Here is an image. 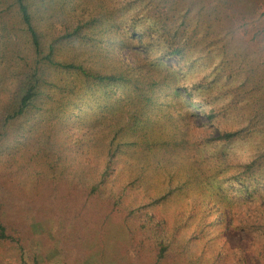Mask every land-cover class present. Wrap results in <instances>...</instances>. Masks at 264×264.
<instances>
[{"label": "trees", "instance_id": "trees-1", "mask_svg": "<svg viewBox=\"0 0 264 264\" xmlns=\"http://www.w3.org/2000/svg\"><path fill=\"white\" fill-rule=\"evenodd\" d=\"M206 1L0 0V244L20 264H89L95 227L113 264H264V81L242 51L215 63L233 3Z\"/></svg>", "mask_w": 264, "mask_h": 264}, {"label": "rangeland", "instance_id": "rangeland-1", "mask_svg": "<svg viewBox=\"0 0 264 264\" xmlns=\"http://www.w3.org/2000/svg\"><path fill=\"white\" fill-rule=\"evenodd\" d=\"M224 1L225 0H207L206 3H208L207 7H211L217 2L222 3ZM230 1L233 3L232 5L229 4V6H227L231 9L230 12H228L230 13V17L225 18V16H221V18L222 17L223 18L220 22H214L215 23L214 27L218 25L220 27L221 32H223L221 33L220 42L225 44L228 43L225 49H223V46L220 47L219 53L214 61L215 63L222 61L220 60V58L223 59L225 52H230L235 50L242 51L248 59L252 57L255 60L253 63L254 65H252L251 67L252 69L250 70V72L249 73L243 72L245 76L246 74L252 75L253 76L252 80L255 82L261 79H263L264 81V0H230ZM249 2L252 4L250 11L241 8L243 5H246ZM7 16L8 15L4 14L5 22L6 19H8ZM21 47L23 46L21 45ZM25 52L27 51L24 50V53ZM205 55L207 56V53L203 54V59L205 58ZM9 59L11 60L9 61ZM9 59L6 61L7 64L9 63L11 64L12 60L15 59L13 53L10 54ZM168 60L174 61V58ZM254 70L256 71L253 72ZM259 74L261 75L259 76ZM243 77L244 75L241 74L239 79L242 80ZM77 83H79V81ZM262 91L264 92V82H263ZM254 96L253 99H257L259 94ZM88 97L92 98L91 96ZM86 98L87 97H85V99ZM194 120L197 122L202 119H194ZM252 145L253 143L251 141L247 146L251 147ZM27 179L28 178L26 177H23L20 180L18 179L17 180L18 182L14 183L13 186L11 185L12 190L16 192H18L19 190L20 192L21 191L24 192V190L27 191L28 189H31V187H27L28 186ZM16 184L17 186H15ZM49 224L50 223H48L47 221H42L38 225L39 229L42 232V235L48 232L50 233L51 228ZM114 224L115 222L112 221L111 225ZM110 232H114V231H110ZM98 233L99 231L96 227L93 228L92 232H90L89 239L86 243L87 257H88L87 262L89 264H113L112 262H107V260L103 258V250L105 249V243L107 244V237L105 235L103 236L104 238V243H103V239L98 235ZM168 260H169L168 263L172 264L170 262V260H172L171 257ZM0 264H20L19 255L16 253V250L11 249L9 247L6 248L0 244ZM142 264H155V263L154 260L150 261L149 259L148 262L144 261Z\"/></svg>", "mask_w": 264, "mask_h": 264}]
</instances>
